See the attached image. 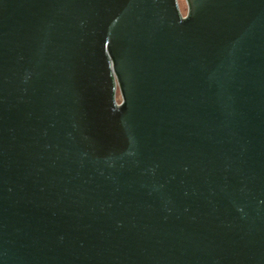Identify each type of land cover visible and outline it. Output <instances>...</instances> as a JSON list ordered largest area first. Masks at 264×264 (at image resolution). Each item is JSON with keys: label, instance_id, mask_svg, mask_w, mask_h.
<instances>
[{"label": "water", "instance_id": "water-1", "mask_svg": "<svg viewBox=\"0 0 264 264\" xmlns=\"http://www.w3.org/2000/svg\"><path fill=\"white\" fill-rule=\"evenodd\" d=\"M186 5L0 0V264H264V0Z\"/></svg>", "mask_w": 264, "mask_h": 264}, {"label": "rangeland", "instance_id": "rangeland-1", "mask_svg": "<svg viewBox=\"0 0 264 264\" xmlns=\"http://www.w3.org/2000/svg\"><path fill=\"white\" fill-rule=\"evenodd\" d=\"M179 1V7L183 15L187 14V5L186 0H178Z\"/></svg>", "mask_w": 264, "mask_h": 264}, {"label": "built area", "instance_id": "built-area-1", "mask_svg": "<svg viewBox=\"0 0 264 264\" xmlns=\"http://www.w3.org/2000/svg\"><path fill=\"white\" fill-rule=\"evenodd\" d=\"M186 15H183V17H185ZM117 104H121V96H120V93L118 91L117 93Z\"/></svg>", "mask_w": 264, "mask_h": 264}]
</instances>
